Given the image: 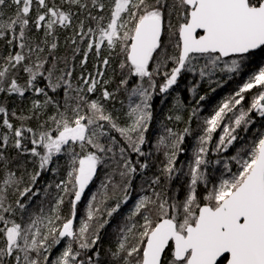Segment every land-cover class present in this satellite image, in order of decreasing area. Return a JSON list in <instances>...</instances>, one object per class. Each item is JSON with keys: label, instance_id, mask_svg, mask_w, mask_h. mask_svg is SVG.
Masks as SVG:
<instances>
[{"label": "snow or ice", "instance_id": "snow-or-ice-1", "mask_svg": "<svg viewBox=\"0 0 264 264\" xmlns=\"http://www.w3.org/2000/svg\"><path fill=\"white\" fill-rule=\"evenodd\" d=\"M105 7L103 0H0V41L16 49L0 56V94L24 97L33 92L44 97L43 101L33 99L28 112L19 115L0 103V264H98L87 250L98 244L99 230L107 221L92 229L91 221L99 208H93L91 201L87 219L80 222L78 230H74L73 220L77 203L103 163L100 154L113 152L111 145L100 142L106 136L101 122L126 137L127 147L119 148L124 168L121 175H131L137 169L124 154L130 150L144 155L141 146L157 90L168 93L184 73L201 78L217 69L237 73L247 62L264 59V0H172L171 4L169 0H111L107 18L92 14ZM81 13L83 19H78ZM74 23L73 35L68 38L75 46L73 63L65 60L61 68L59 59L51 53L58 47V30L72 28ZM166 28L167 44L162 42ZM32 29L42 36H30ZM105 45L108 54L102 56ZM81 52V69L95 53V74L81 71L79 83L74 85L75 57ZM114 56L120 58L121 78L116 90L109 91L107 85L112 80L104 79V75ZM202 60L204 63L198 67ZM133 78H139V83L129 89ZM39 79L46 81L44 87L38 86ZM254 87L264 88V63L234 97L204 121V135L189 164L183 199L153 189L155 199L142 196L137 201L131 216H142L143 223L121 229L112 253L120 264H264V134L243 151V156L238 152L231 157L239 165L238 170L232 172L225 164L229 175L210 189L202 170L208 163L205 144ZM61 88L62 101L46 90L56 93ZM98 89L100 96L90 99ZM121 89L128 92L130 101L127 115L131 124L127 127H119L105 106ZM190 90L195 92L196 85ZM204 99L201 95L197 103ZM50 107L53 112L48 115ZM254 110L264 117V91L253 97L247 110L241 107L230 123L223 124L217 151L226 150L237 140L236 130L252 123L249 114ZM10 117L18 120L19 126ZM33 119L38 121L36 128L27 126ZM175 119L179 121L181 116ZM188 131L185 128L183 133H176L166 128V135L159 139L160 145L168 149L162 171L169 180L178 171L177 156ZM111 140L115 143V137ZM9 148L16 150L17 157L8 155ZM61 153L70 157L69 170L66 179L55 185L62 195L52 208L53 215L30 216L28 222L21 216L18 221V211L22 213L26 207L22 200L32 192L30 186L20 188L23 165L19 157L30 155L37 163L38 170L30 175V183L34 184ZM160 180L157 176L152 184L158 185ZM201 185L205 194L199 191ZM130 187L129 181L124 201ZM10 190L17 197L14 202ZM65 195L70 197L71 208L70 215L62 218L59 213ZM92 200H96L95 195ZM119 208L117 203L107 215L111 217ZM65 237L69 238L68 244L50 261L53 247ZM99 254L97 251L95 256Z\"/></svg>", "mask_w": 264, "mask_h": 264}, {"label": "trees", "instance_id": "trees-1", "mask_svg": "<svg viewBox=\"0 0 264 264\" xmlns=\"http://www.w3.org/2000/svg\"><path fill=\"white\" fill-rule=\"evenodd\" d=\"M59 2V0H57ZM106 7L101 12L99 10H93V15H103L107 18L109 14V9L111 7V0H103ZM169 3H172V0H169ZM34 16V13H33ZM78 19H83V13L80 14ZM172 24H176V17H172ZM73 28H75V23L72 28L68 29H59L58 30V47L54 50L51 55L59 59V67H64V62H67L71 65L73 63V48L74 45L71 44L68 39L73 35ZM30 36H42V33H36L35 29H32L29 32ZM169 39L168 30L165 29V33L162 37V42L167 44ZM86 46V45H85ZM105 51L102 52L103 55H107L106 45ZM16 49L9 48L5 45L3 41H0V56L7 55L8 51H14ZM169 52H172V49H169ZM45 55H48L46 52ZM82 58V52L75 57V71L73 73V84L76 85L79 83L78 77L81 71L92 72L95 74L94 65L97 63L95 58V53L90 54L89 61L85 69H81L79 61ZM119 57H113L111 60V65L105 70L104 79L111 78L112 82L107 85L109 91H115L119 80L121 78L119 71ZM225 60H228L225 59ZM203 60L200 62L198 67L202 66ZM264 63V59L255 58V63L249 61L241 67L237 73H229L227 70L220 71L216 70L210 74L208 77L201 78L198 75H192L188 73L182 74L179 78L177 85L169 90L168 93H159L157 92L153 95L151 101L152 104V118L150 120L151 128L145 131V143L141 146V150L144 155H139L131 152L130 150L126 151L124 157H130L132 164L135 165L137 171L131 175L122 176L121 172L124 171L123 168V159L119 152L121 146L127 147L128 141L126 137L122 136L123 141L120 139V133L116 129H112L107 122H101L105 124L104 131L106 136L101 137L100 142L106 146L111 145L113 147V154H111L110 159L103 161V164L107 166V171L104 174L103 178L109 182L120 181V188H108V192H104L101 196L100 203L98 208L99 211L94 213L95 219L91 221L92 229L95 230L100 224L104 223L106 220L108 223L109 217L107 215L108 210L113 208L117 203H120V206L128 201H124L123 195L125 194V185L131 181V178H137L139 175L141 178L146 177L147 180H150L149 186L151 191L147 196H152L153 199V189L155 191L166 194L169 197L178 198L180 200L184 197V192L186 185L188 183V172L189 164L193 161L196 150L200 146V137L204 135L205 123L204 121L207 118H210L218 107L225 102L226 100L234 97L235 93L239 90L240 87L248 80V78L253 75L258 67ZM115 70V72L113 71ZM214 73V75H213ZM25 75V74H22ZM59 75V73H57ZM162 82L158 79V83ZM139 83V78H133L129 84V89ZM46 81L39 79L38 86L44 87ZM196 85L195 92L190 89L193 85ZM50 96H54L55 99L62 101L63 99V89H58L56 93H53L50 89H46ZM260 91H264V88L254 87L247 93H245V100L242 102V105L237 106L233 113H229L226 117L223 124H228L234 118L235 115L239 114V109L242 107L244 110H247L253 100V97L259 94ZM209 93V94H206ZM101 90H97L95 94L90 95V99H96L100 96ZM203 95L205 99L199 101V97ZM33 99H40L43 101V96H37L33 92H28L24 97H19L17 95H12L6 97L4 94H0V103L4 104L9 112L15 110L17 114L27 113L28 109L31 107V102ZM128 92L121 89L116 93L114 100L106 102L105 106L109 112L116 118V123L119 127H127L131 124V119L126 120V112L129 111ZM156 103V104H155ZM53 108L47 110V114L51 115ZM176 115H180L181 119L177 121L175 119ZM252 123L249 125L242 126L236 130L237 140L233 142L232 145L228 146L226 150L217 151V144L219 142L220 136L223 134V124L214 132L212 139L205 144L207 152L204 154V158L208 163L202 166V170L205 171L209 179V184L207 188L210 189L213 184H218L217 182L220 173L225 174V178L229 175L228 170L225 169V164H228L232 172H236L239 168V165L236 161L231 160V157L236 156L238 152L243 156V151L251 147L252 143L259 138L260 134H264V117L259 115L258 111H253L249 114ZM171 117V119H169ZM2 115H0V122H2ZM12 122L19 126V121L15 118H11ZM38 121L36 119L30 120L27 122V126L36 128ZM170 128L173 132L183 133L185 128H188V133L184 134V140L180 145L182 151L178 153L176 168L177 172L173 174L171 180L163 173L162 169L167 163V157L165 152L168 151L167 148L160 145L159 139L161 136H165V129ZM3 129H0L2 131ZM115 137V143L112 142L111 138ZM31 147L30 144L27 145ZM7 153L10 157H17V152L13 148H9ZM108 154V153H107ZM66 153L57 154L54 157V162L48 166L46 170L41 172V175L37 177L34 184L30 183V175L38 170L37 163H33V157L30 155H24L19 157V162L23 167L20 169L19 174L23 176V183L20 185L22 189L25 186H30L32 192L28 197L23 198L22 202L25 203V210L21 213L18 211L17 219L20 220L21 216L25 222H28V218L35 216H51L52 208L55 206L57 199L62 195L61 190L56 188V184L61 180L66 179L67 167L69 161L67 160ZM186 161V162H185ZM102 164V163H101ZM142 164H147L146 168H141ZM187 166L188 169L184 168L182 172L180 167L183 168ZM100 168L102 169L101 165ZM56 169V171H52ZM106 176L109 179L106 178ZM160 176V184L153 185L152 180ZM94 181V180H93ZM93 184V183H92ZM201 194H205V187L201 185L199 188ZM123 197V198H122ZM16 195H13L10 190V200L15 201ZM129 198V196H128ZM70 197L65 195L64 203L60 207V215L62 218H67L70 215ZM120 207V209H122ZM119 209V210H120ZM153 211L155 209L153 208ZM131 217V222L128 224L135 223L140 225L143 223L142 216ZM138 217H141L142 222ZM63 220L57 222V227L62 224ZM46 224L47 221L45 220ZM106 224H104L105 226ZM75 226V224H74ZM126 226L125 229L128 227ZM45 229L42 227L41 229ZM100 231V230H99ZM118 231V230H116ZM113 235V236H112ZM109 233L110 238L107 242L102 243L101 239L96 246L87 250V255L93 256L95 260L98 261V264H120L119 260L112 256V253L116 251L118 242L122 234L118 233ZM69 242V238H61V242L55 245L52 249V252L49 254V259L55 260L57 256L63 251L66 245ZM74 249L77 248L73 246ZM99 251V256H95V253ZM84 254L82 253V256ZM51 257V258H50Z\"/></svg>", "mask_w": 264, "mask_h": 264}, {"label": "rangeland", "instance_id": "rangeland-1", "mask_svg": "<svg viewBox=\"0 0 264 264\" xmlns=\"http://www.w3.org/2000/svg\"><path fill=\"white\" fill-rule=\"evenodd\" d=\"M106 52H107V50H106ZM203 63H204V61H203ZM217 70H219V69H217ZM213 75H214V73H213ZM134 99H136L138 102L137 98H134ZM125 114H126L125 118L127 120L129 118V116L127 115V112ZM150 123L151 122L149 121L148 125ZM151 125L152 124L149 125V130L147 128L148 131H150ZM120 139L122 140L123 143H125V141H123V139H122L121 134H120ZM113 153L114 152H111L108 154L104 153V154H100V155L103 156V161H106V159L108 160L111 158L110 155ZM66 157H67V160L69 161L70 157L68 155H66ZM100 165H101L102 169L100 168ZM100 165H98V167H97V172L94 176V181H93L92 186L90 187V189L88 191H86L82 195L81 200L76 205V216L74 218V224H75L74 230H78L80 227V222L82 220L87 219V212L89 210L90 201L93 205V208H97L101 205L99 203H100L102 194L104 192H108V188L110 186H111V188H120V186H121V183L119 180H117L116 182H113V181L109 182L108 180H105L103 178V176L107 171V166L104 165L103 163ZM184 168L188 169L187 166L184 165L183 168L180 167V170L183 172ZM67 170H69V164H68ZM225 176L226 175L221 172L217 182H219V180L221 178H225ZM106 178L110 180V178H108L107 176H106ZM149 182H150V180H147L146 177L141 178L140 175L137 178H134V177H133V179L131 178V181H130L131 187L128 189V196H129L128 201L125 202L122 205V207L120 206L122 209L119 208L120 210L118 209V211L113 213V215L111 217L108 216L109 217L108 223H106V225L102 229H100V237H101L102 243H105L108 241V239L110 238V236H108L109 233L111 235H112V233L122 234L121 229L128 226V224L131 222L130 213H132V211L134 210V207H135V204L137 203V201L140 199V197L147 196V194L151 191L150 186H149ZM93 195L96 196V200H94V201L92 200ZM124 196H125V194L123 195V197ZM70 208H71V206H70ZM138 218L142 222L141 217H138ZM94 219H95V215H94ZM92 223H91V225H92ZM116 230H118V231H116ZM73 246H76V244L74 243Z\"/></svg>", "mask_w": 264, "mask_h": 264}, {"label": "water", "instance_id": "water-1", "mask_svg": "<svg viewBox=\"0 0 264 264\" xmlns=\"http://www.w3.org/2000/svg\"><path fill=\"white\" fill-rule=\"evenodd\" d=\"M93 180L89 183V185L87 186V188L85 189V191L91 186ZM73 228H74V221H73Z\"/></svg>", "mask_w": 264, "mask_h": 264}, {"label": "bare ground", "instance_id": "bare-ground-1", "mask_svg": "<svg viewBox=\"0 0 264 264\" xmlns=\"http://www.w3.org/2000/svg\"><path fill=\"white\" fill-rule=\"evenodd\" d=\"M206 94H209V93H206ZM156 104V103H155ZM214 134V133H213ZM213 134H212V137L215 139V136H213ZM217 139H219V138H217Z\"/></svg>", "mask_w": 264, "mask_h": 264}]
</instances>
